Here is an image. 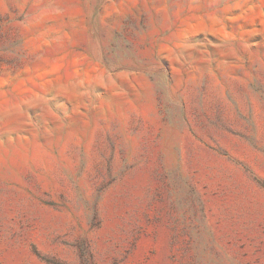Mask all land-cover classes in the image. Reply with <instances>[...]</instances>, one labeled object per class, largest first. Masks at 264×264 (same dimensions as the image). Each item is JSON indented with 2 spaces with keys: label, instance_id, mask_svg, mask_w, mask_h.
<instances>
[{
  "label": "rangeland",
  "instance_id": "374dc122",
  "mask_svg": "<svg viewBox=\"0 0 264 264\" xmlns=\"http://www.w3.org/2000/svg\"><path fill=\"white\" fill-rule=\"evenodd\" d=\"M0 264H264V0H0Z\"/></svg>",
  "mask_w": 264,
  "mask_h": 264
}]
</instances>
